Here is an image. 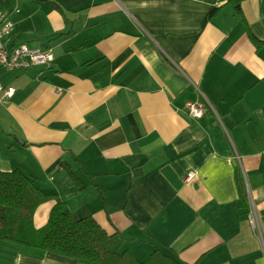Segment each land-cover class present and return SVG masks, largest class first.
Here are the masks:
<instances>
[{"label": "crops", "instance_id": "1", "mask_svg": "<svg viewBox=\"0 0 264 264\" xmlns=\"http://www.w3.org/2000/svg\"><path fill=\"white\" fill-rule=\"evenodd\" d=\"M52 1L63 11L0 0L6 47L55 56L0 68L16 88L0 106V171H23L140 261L160 249L179 264H264V0H243L246 22L228 0ZM54 205L36 208V228ZM0 264L84 263L0 239Z\"/></svg>", "mask_w": 264, "mask_h": 264}, {"label": "trees", "instance_id": "2", "mask_svg": "<svg viewBox=\"0 0 264 264\" xmlns=\"http://www.w3.org/2000/svg\"><path fill=\"white\" fill-rule=\"evenodd\" d=\"M47 1L63 11L59 2ZM228 1L245 21L243 0ZM218 10L214 8L212 17ZM248 32L257 45L262 44L249 28ZM71 175L83 189L77 176ZM49 200L55 201L49 220L43 227L36 228V208ZM0 239L75 258L84 264H179L160 249L145 261L138 260L129 250L118 251L121 239L118 234L110 235L92 217L74 218L65 201L56 194L45 193L29 175L18 169L0 171Z\"/></svg>", "mask_w": 264, "mask_h": 264}, {"label": "built area", "instance_id": "3", "mask_svg": "<svg viewBox=\"0 0 264 264\" xmlns=\"http://www.w3.org/2000/svg\"><path fill=\"white\" fill-rule=\"evenodd\" d=\"M13 30V23L9 20L6 14L0 12V68L7 71L16 69H24L36 65H51L55 59L51 48L29 47L24 44L21 46L9 49L3 42V39L8 36ZM16 93V88L13 85H5L0 81V106L11 99ZM188 114L193 119L203 117L205 113V104L202 102L189 101L186 104ZM196 173L190 171L186 176V182H191ZM251 222L257 226L258 220L255 214L251 215Z\"/></svg>", "mask_w": 264, "mask_h": 264}]
</instances>
